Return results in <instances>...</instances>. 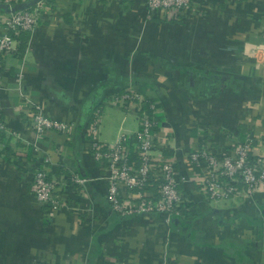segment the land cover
<instances>
[{
  "label": "crops",
  "instance_id": "0c3cea01",
  "mask_svg": "<svg viewBox=\"0 0 264 264\" xmlns=\"http://www.w3.org/2000/svg\"><path fill=\"white\" fill-rule=\"evenodd\" d=\"M21 34L0 87V118L18 135L0 139V264H264V192L206 199L200 168L182 186L178 217L121 218L84 132L97 110L101 143L133 136L137 115L112 103L132 88L157 104L161 149L182 173L202 147L222 156L248 139L264 158V0H194L178 21L149 16L145 0H55ZM22 94L72 132L36 139ZM44 159L68 208L34 197Z\"/></svg>",
  "mask_w": 264,
  "mask_h": 264
},
{
  "label": "built area",
  "instance_id": "2783aa9c",
  "mask_svg": "<svg viewBox=\"0 0 264 264\" xmlns=\"http://www.w3.org/2000/svg\"><path fill=\"white\" fill-rule=\"evenodd\" d=\"M55 0H40L33 6L13 11L12 0H2L1 7L7 14L1 21L4 33L0 35V87L3 82L4 60L18 54L17 36L32 33L43 12L51 8ZM147 14L159 12L165 20L178 21L186 10H192L194 0H145ZM20 80L17 79V82ZM22 106H30L31 128L36 139L48 132L69 134L74 129L70 123L47 117L39 106L32 104L22 94ZM112 103L122 110L137 115L139 130L133 136L121 134L113 145L99 141V112L92 113L85 133L90 138L92 157L96 162L107 164V190L105 200L111 210L121 218L164 215L167 219L179 216L185 204L182 186L200 170V182L196 186L206 199H225L231 196H253L264 192V158L255 156L251 142L246 139L236 142L232 152L216 156L208 149H193L188 152L186 173L165 156L161 147L164 142L162 129L157 121V104L126 88L114 96ZM18 136L0 118V139ZM33 149L37 151L36 146ZM47 159L34 169L32 191L42 206L58 210L68 208L58 193L60 182L51 177ZM70 181L84 188L88 180L78 172H70ZM82 191V190H81Z\"/></svg>",
  "mask_w": 264,
  "mask_h": 264
},
{
  "label": "water",
  "instance_id": "95a60500",
  "mask_svg": "<svg viewBox=\"0 0 264 264\" xmlns=\"http://www.w3.org/2000/svg\"><path fill=\"white\" fill-rule=\"evenodd\" d=\"M36 2L37 1H32V2H28V3H21V4L14 6V8L12 10L15 11V10L24 9V8L29 7V6H33ZM4 9H7V8L5 7Z\"/></svg>",
  "mask_w": 264,
  "mask_h": 264
},
{
  "label": "trees",
  "instance_id": "16d2710c",
  "mask_svg": "<svg viewBox=\"0 0 264 264\" xmlns=\"http://www.w3.org/2000/svg\"><path fill=\"white\" fill-rule=\"evenodd\" d=\"M29 7H31V6H29ZM21 35H23V34H21ZM21 35H20V36H21ZM16 38H17V40H19V39H18V36H17ZM19 38H20V37H19ZM20 39H21V38H20ZM19 49H20V48H19ZM69 179H70V178H69Z\"/></svg>",
  "mask_w": 264,
  "mask_h": 264
}]
</instances>
